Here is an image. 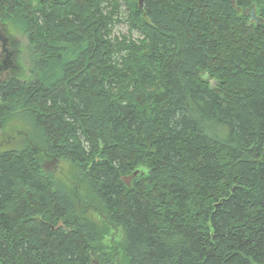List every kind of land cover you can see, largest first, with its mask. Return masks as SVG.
Instances as JSON below:
<instances>
[{"label": "trees", "instance_id": "obj_1", "mask_svg": "<svg viewBox=\"0 0 264 264\" xmlns=\"http://www.w3.org/2000/svg\"><path fill=\"white\" fill-rule=\"evenodd\" d=\"M4 29L0 264H264V0H0Z\"/></svg>", "mask_w": 264, "mask_h": 264}, {"label": "rangeland", "instance_id": "obj_2", "mask_svg": "<svg viewBox=\"0 0 264 264\" xmlns=\"http://www.w3.org/2000/svg\"><path fill=\"white\" fill-rule=\"evenodd\" d=\"M122 14H125V5H122L121 7ZM122 18V17H121ZM253 21V20H251ZM255 21V20H254ZM6 34L8 39H6V36H2V33L0 32V64L3 62L4 58L7 56L8 53L11 55L14 53V63L17 65V67H23V63L25 62L26 53L23 50L22 45L26 40L22 38L17 32L11 31V30H1ZM11 32V33H10ZM129 25L128 22L122 21L120 23H117L113 27L112 31V37L118 36L121 37L122 35H129ZM133 36H138L137 31H132ZM14 50V51H13ZM13 51V52H12ZM26 64V63H25ZM24 68V67H23ZM11 70L10 65L5 64L3 73L7 74ZM21 121L17 120V118H14L12 120H7L3 126V133L0 135V151H6L13 148H18L25 144V136L23 133H16L17 130H24L25 134H28V127H24ZM31 128V127H30ZM27 137V136H26ZM47 169L53 166V163L49 165L47 164ZM59 169L64 171V174L71 179H74L76 176V171L71 164L70 161L61 159L59 163ZM60 171V170H59ZM58 179H64L63 176H60V172L54 174ZM62 177V178H61ZM120 238V235H118ZM118 238V239H119Z\"/></svg>", "mask_w": 264, "mask_h": 264}, {"label": "water", "instance_id": "obj_3", "mask_svg": "<svg viewBox=\"0 0 264 264\" xmlns=\"http://www.w3.org/2000/svg\"><path fill=\"white\" fill-rule=\"evenodd\" d=\"M139 5H141L142 3V0H137ZM250 20H255L256 24H259V19L255 16V13L254 11L252 10L251 11V14H250ZM138 171H135L134 174L136 175ZM132 179V175H128V176H124L122 177V180L126 182V184H129L130 180ZM61 225V222H59L56 226V228H58L59 226Z\"/></svg>", "mask_w": 264, "mask_h": 264}]
</instances>
